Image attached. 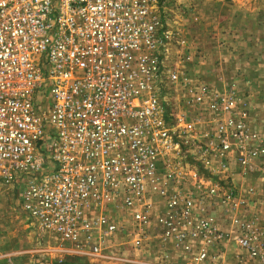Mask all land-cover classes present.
Listing matches in <instances>:
<instances>
[{
    "label": "built area",
    "instance_id": "obj_1",
    "mask_svg": "<svg viewBox=\"0 0 264 264\" xmlns=\"http://www.w3.org/2000/svg\"><path fill=\"white\" fill-rule=\"evenodd\" d=\"M157 4L0 0V184L44 255L215 264L233 241L264 264V135L169 63L187 43Z\"/></svg>",
    "mask_w": 264,
    "mask_h": 264
},
{
    "label": "rangeland",
    "instance_id": "obj_2",
    "mask_svg": "<svg viewBox=\"0 0 264 264\" xmlns=\"http://www.w3.org/2000/svg\"><path fill=\"white\" fill-rule=\"evenodd\" d=\"M156 9L187 43V48L171 44L169 63L183 66L188 75L203 79L217 91H231L244 99L254 126L264 135V0H158ZM184 50L190 59L178 55ZM252 182L264 196V182L255 176ZM16 197V188L0 184V264H42L45 259L52 261L44 264H55L58 257L63 258L62 264H140L130 260L134 257L124 245L110 248L106 257L58 250L44 255L36 249L40 243ZM262 203L260 219L264 225V200ZM49 241L58 246V242ZM215 264L258 263L231 241L221 248Z\"/></svg>",
    "mask_w": 264,
    "mask_h": 264
},
{
    "label": "trees",
    "instance_id": "obj_3",
    "mask_svg": "<svg viewBox=\"0 0 264 264\" xmlns=\"http://www.w3.org/2000/svg\"><path fill=\"white\" fill-rule=\"evenodd\" d=\"M73 264V263H72Z\"/></svg>",
    "mask_w": 264,
    "mask_h": 264
}]
</instances>
